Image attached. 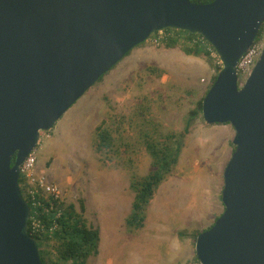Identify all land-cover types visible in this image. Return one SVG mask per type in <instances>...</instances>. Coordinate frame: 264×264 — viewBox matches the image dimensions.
Masks as SVG:
<instances>
[{
  "label": "water",
  "instance_id": "water-1",
  "mask_svg": "<svg viewBox=\"0 0 264 264\" xmlns=\"http://www.w3.org/2000/svg\"><path fill=\"white\" fill-rule=\"evenodd\" d=\"M263 26L264 0H0V264H44L19 184L40 132L165 29L200 34L215 49L222 68L202 118L235 130L224 212L197 236V260L264 264V51L242 87L237 75Z\"/></svg>",
  "mask_w": 264,
  "mask_h": 264
},
{
  "label": "rangeland",
  "instance_id": "rangeland-1",
  "mask_svg": "<svg viewBox=\"0 0 264 264\" xmlns=\"http://www.w3.org/2000/svg\"><path fill=\"white\" fill-rule=\"evenodd\" d=\"M152 37L43 133V159L49 144L55 152L46 160L48 167L38 164V169L61 186L65 205H74L99 232V254L87 264H197V234L224 212V171L235 150V130L230 124H207L201 115L147 207L143 227L126 224L134 199L131 180L152 169L146 140L182 134L189 112L222 67L217 57L155 46ZM103 124L116 139L109 156L95 150L96 130Z\"/></svg>",
  "mask_w": 264,
  "mask_h": 264
},
{
  "label": "trees",
  "instance_id": "trees-1",
  "mask_svg": "<svg viewBox=\"0 0 264 264\" xmlns=\"http://www.w3.org/2000/svg\"><path fill=\"white\" fill-rule=\"evenodd\" d=\"M213 1L214 0H191V2L195 4H210ZM263 28L261 29L258 37L263 34ZM165 31L170 34L172 33V37L170 39L162 42L166 48L180 47L188 56L206 57L211 60L213 59L212 51H209L203 44L197 43L191 45L184 41V39H192L200 36L199 34H192L187 31L176 29H165ZM179 36L183 39L179 38ZM212 50L216 53L213 47ZM130 53L131 52H129L125 57H127ZM217 58L220 60L218 55ZM221 68V66L217 67V75L213 78L212 84L215 82ZM104 76L97 82L102 81ZM205 96L198 102L197 107L189 112L182 134L166 135L162 142H156L151 138L146 140L145 143L147 150L151 154L153 160L152 169L144 178L133 177L131 180L130 188L134 193V199L131 206L130 216L126 222L129 228L139 229L143 227L147 207L160 185L164 182L166 177L171 174L174 166L177 164L184 138L189 133L191 125L202 115V102ZM115 146L116 139L112 131L106 127L105 124L98 126L96 130L95 142V150L97 153L109 156L111 153L116 151ZM14 162L15 158L13 159L12 164H14ZM19 184L22 185L21 179H19ZM26 202L30 206L31 212L33 213L31 203L28 200ZM52 216L53 213L49 214L46 218L48 223L52 219ZM58 223L59 228L55 232L54 243L49 248L44 247L45 241H41L39 237L31 234L30 223H28V232L30 236L37 241L40 257L44 264H87L90 257H94L99 254L98 246L100 239L98 230L89 225L83 215L76 211L74 205H65V210ZM214 224L210 228H212ZM198 235L199 234H197V236ZM52 250L55 251V256L51 255L50 251Z\"/></svg>",
  "mask_w": 264,
  "mask_h": 264
},
{
  "label": "built area",
  "instance_id": "built-area-1",
  "mask_svg": "<svg viewBox=\"0 0 264 264\" xmlns=\"http://www.w3.org/2000/svg\"><path fill=\"white\" fill-rule=\"evenodd\" d=\"M200 35V34H199ZM172 37V33L165 30L159 31L153 35L151 42L155 46L163 45ZM179 38H182L179 36ZM183 39V38H182ZM188 44L201 43L209 51H212V56L217 57L212 50L210 43L203 37L197 36L192 39H184ZM264 51V34L256 38L252 46L241 57L237 65L238 84L242 87L249 76L251 75L256 63L259 61ZM221 61V60H220ZM222 63V62H221ZM48 131H41L40 137L36 147L29 153L26 159L20 166L21 191L25 201H29L33 207L29 222L31 234L39 237L41 241H45V248H49L54 243L55 232L59 228L58 221L60 220L65 210L64 191L61 186L52 181L46 171L38 169V162L41 150L43 148V133ZM53 213L52 219L48 223L46 218ZM29 228V227H28ZM197 264H200L199 262Z\"/></svg>",
  "mask_w": 264,
  "mask_h": 264
},
{
  "label": "crops",
  "instance_id": "crops-1",
  "mask_svg": "<svg viewBox=\"0 0 264 264\" xmlns=\"http://www.w3.org/2000/svg\"><path fill=\"white\" fill-rule=\"evenodd\" d=\"M51 144H49V146H48V156L46 157V159H43V157H42V155L40 156V158H39V162H38V164H41V166L42 167H48V166H46V164H47V158H49V157H51L53 154H54V152L55 151H53V148L50 146ZM42 150H43V148H42ZM41 150V151H42ZM41 171V170H40ZM48 171V170H47Z\"/></svg>",
  "mask_w": 264,
  "mask_h": 264
},
{
  "label": "bare ground",
  "instance_id": "bare-ground-1",
  "mask_svg": "<svg viewBox=\"0 0 264 264\" xmlns=\"http://www.w3.org/2000/svg\"><path fill=\"white\" fill-rule=\"evenodd\" d=\"M189 187V186H188ZM193 187V186H192Z\"/></svg>",
  "mask_w": 264,
  "mask_h": 264
}]
</instances>
